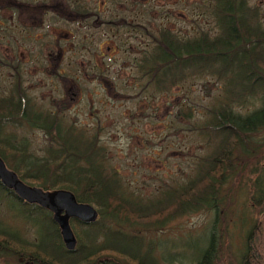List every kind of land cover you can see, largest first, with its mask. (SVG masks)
Masks as SVG:
<instances>
[{
	"label": "trees",
	"instance_id": "trees-1",
	"mask_svg": "<svg viewBox=\"0 0 264 264\" xmlns=\"http://www.w3.org/2000/svg\"><path fill=\"white\" fill-rule=\"evenodd\" d=\"M77 1L64 0L74 8L72 14L78 18L96 15L91 0ZM112 1L117 0H109L103 7ZM206 1L205 13L213 23L211 33L200 30L189 37L176 35L160 24L152 29L138 23L128 25L147 39L148 48L133 60L140 94L169 93L204 77L223 82L225 88V97L208 109L198 128L209 152L198 159L191 179L156 199L144 200L128 192L109 163L99 129H79L47 109L36 116L30 99L14 82L8 94L0 96V159L7 169L24 184L42 191L67 190L76 202L89 204L97 212V220L91 224L69 221L76 244L68 252L50 213L41 209L46 219V246L31 249H49L50 264H87L101 249H130L114 254L126 264H137L141 257L149 260L145 263L158 264L155 248L144 242L141 233L157 232L169 221L201 212L213 213V217L202 246L192 248L203 249L192 257L195 264H214L222 249H226L227 264H264V20L253 0ZM101 21L109 27L108 20ZM256 91H260L257 108L246 115L233 113L232 106L256 99ZM181 114L186 120L188 114ZM34 117L39 119L35 125L25 122ZM21 125L41 131L47 142L41 157L29 151L24 136L19 141L4 132L7 126ZM236 198H243L247 208V215L241 217L245 229L237 259L230 253L227 233L230 207ZM11 199L17 204V213L28 215L19 211V201ZM112 225L124 226L132 233Z\"/></svg>",
	"mask_w": 264,
	"mask_h": 264
},
{
	"label": "rangeland",
	"instance_id": "rangeland-1",
	"mask_svg": "<svg viewBox=\"0 0 264 264\" xmlns=\"http://www.w3.org/2000/svg\"><path fill=\"white\" fill-rule=\"evenodd\" d=\"M46 1L48 6L62 7L61 0ZM251 2L258 6L264 20V0ZM90 3L99 7L103 4L100 0ZM108 8H98L100 18L94 22H91L92 18L75 22L73 16H66L64 21L54 26L52 34H56L61 49L58 71L68 73L75 68L78 71L74 73L76 80L64 76L59 86L52 87L49 85L50 74L45 71L38 76L40 79L32 80L30 75L35 71L30 66L25 73V77H29L26 87L31 95L36 96V104L46 107L49 99L62 95L63 88L68 93L73 89L79 91L77 100L63 111V121L73 122L79 129L89 132L99 129V139L106 148L109 163L119 172L128 192L141 199L152 200L193 177L198 159L209 152L205 137L199 134L198 128L205 120L208 109L225 97V88L223 82L204 77L190 80L169 93L149 91L140 94L138 86H141V82L136 78L133 60L148 48L147 39L138 35L135 28L134 31L130 29L128 24L138 23L150 29L160 24V27L164 26L176 35L190 37L200 30L211 33L213 23L205 13L206 0H117L108 3ZM23 16L24 22H31L29 14ZM101 19L114 21L113 26L110 24L106 28ZM120 20L125 24H119ZM14 29L13 17L0 13V96L7 95L12 84L10 64L14 62V50L19 61H23L25 54L32 51L29 42H18L16 46ZM81 41L89 44L91 56L86 53L88 47H82ZM55 54V49H47L44 53L51 59L49 65H54L52 59ZM91 69L97 72L93 73ZM82 70L86 72L83 74ZM256 92V99L243 106H232L233 113L246 115L257 108L260 91ZM152 102L160 107L158 115L154 117ZM171 102L176 105L173 107ZM141 109H144L143 115L140 114ZM180 111L188 114L186 120ZM4 132L17 136L19 141L24 136L29 151L37 157H41L42 148L47 146L42 134L29 131L24 125L14 128L7 126ZM233 203L227 233L230 253L237 259L242 251L241 234L245 229L240 224L241 217L247 215V208L243 198H236ZM212 217L213 213L201 212L169 221L161 230L142 232L141 235L145 243L155 248L158 264H195L192 257L203 249L192 248L202 246ZM112 228L132 233L124 226L121 229L112 225ZM31 235L33 233L27 229L25 237L30 239ZM227 262L226 249H222L214 264Z\"/></svg>",
	"mask_w": 264,
	"mask_h": 264
},
{
	"label": "flooded vegetation",
	"instance_id": "flooded-vegetation-1",
	"mask_svg": "<svg viewBox=\"0 0 264 264\" xmlns=\"http://www.w3.org/2000/svg\"><path fill=\"white\" fill-rule=\"evenodd\" d=\"M46 2V0H0V13L10 14L13 17V22L15 25L14 38L16 46L18 42H29L28 44L32 47V51L30 50L28 54H25V59L23 61H19L17 57V51L14 50V62L10 64L11 81L14 82V84L19 85V89L22 91L25 98L30 99L32 103L31 107L33 108L36 116L38 115V112L40 110L46 109L49 110L51 114H58L62 116L63 111L67 110V108L70 106V103L77 100L80 94L79 91L76 92V90L73 89L72 92L68 93L63 88V93L61 96H57V99H49V107L38 105L36 104L38 102V100L36 101V96L31 95L28 91V88L26 87L29 81V77L26 78L25 73L30 66H32V68L34 67L35 71L33 75H30L32 80L33 78L40 79L38 76H40L43 71L49 73V85H51L52 87L59 86L62 83L64 76L70 79L71 77H74V73L78 72L77 70L68 72L69 74L65 73L64 70L58 71V63L61 60V49L59 48V41L57 40V38H55L56 34H52V31L55 30L54 26L64 21L66 19V16H73V20L75 22L90 18L93 19L91 22H94V20L100 18V11H98V8L100 10L101 8L103 10L109 8L107 6L103 7V5L107 3V0H100V2L103 4L101 5V7L95 5L96 15L90 18L88 17V15L87 17L85 16L83 18H78V16L70 12V10H73L74 8L67 6L64 0H61L62 7H57L56 5L48 6ZM73 2L77 3L78 1L73 0ZM84 9L88 8L84 7ZM105 13H107V11ZM23 14H29V16L31 17L29 18V20H31V22H24ZM110 17L111 16L108 17L109 20ZM109 20L107 22V25L109 26L110 24H112L113 26L112 22L114 21ZM118 23L125 24L124 21L121 20L118 21ZM47 27H49V29H47ZM80 43H83V41H81ZM20 48L21 47H19V49ZM47 49H55L57 52V54H55L52 59V61L55 62L53 66L49 65L51 63V59L47 55H44ZM106 51H108V48H106ZM86 53L89 56L92 55L90 47H88ZM90 71H92L93 73L97 72L93 69H91ZM85 72L86 71L84 70L81 71V73L83 74ZM98 74H100L99 71ZM74 80H76L75 77ZM35 87H40V85H36ZM134 88L136 87H133V89ZM172 106L174 107V103H172ZM159 109V105L152 102L151 112L153 117L158 115ZM143 111L144 109H141L140 114L142 113L143 115ZM166 113L169 115L168 111ZM38 120L39 119L37 117H34L32 120H26L25 122L28 125H35ZM29 131H34L42 134L41 131L36 128H33ZM0 188H2L0 190V264H50L48 261L49 249H31L32 246H39V244L42 245V248H45L46 246V219L44 216L45 214L41 213L42 208L34 204L25 203L24 201L17 198L11 190L4 188L1 184ZM12 196L20 202L19 208H21L22 210L19 211L26 213L28 212V215L24 213H17L18 207L16 203L11 201L13 200L11 199L13 198ZM27 229H29L33 233V235H31L32 238L30 239L25 237V232ZM101 250V253L94 255L87 264H126L120 261V259H118L114 254L117 250L130 249ZM139 259L140 261H138L137 264H150L145 263L149 260H145L144 257H141Z\"/></svg>",
	"mask_w": 264,
	"mask_h": 264
},
{
	"label": "water",
	"instance_id": "water-1",
	"mask_svg": "<svg viewBox=\"0 0 264 264\" xmlns=\"http://www.w3.org/2000/svg\"><path fill=\"white\" fill-rule=\"evenodd\" d=\"M0 184L25 203L34 204L51 214V220L57 227L60 241L66 251H73L76 244L69 220L91 224L97 219V212L91 205L76 202L72 193L67 190L42 191L24 184L13 171L6 168L1 159Z\"/></svg>",
	"mask_w": 264,
	"mask_h": 264
}]
</instances>
